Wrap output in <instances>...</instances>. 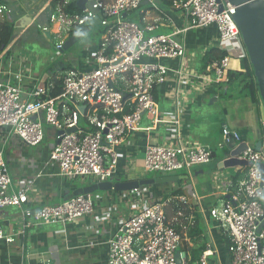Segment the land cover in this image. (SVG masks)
Segmentation results:
<instances>
[{
	"label": "built area",
	"instance_id": "built-area-1",
	"mask_svg": "<svg viewBox=\"0 0 264 264\" xmlns=\"http://www.w3.org/2000/svg\"><path fill=\"white\" fill-rule=\"evenodd\" d=\"M84 1L88 6L75 14L67 11L69 0H60L49 24L37 27L56 41L54 48L60 53L75 28L91 24L98 17L102 32L94 66L86 71L64 72L60 78L61 92L55 97L50 95L51 84L35 86L24 94L19 85L0 81V130L9 129L24 145L36 147L44 140V124L50 125L55 144L49 162L57 165L58 176L92 178L99 183L113 176L117 165L115 149L138 129L142 117L147 114L151 123H157L155 92L170 77L176 82L175 96L183 94L182 87L188 82L226 85L231 57L244 60L248 55L233 19L236 6L229 0H170V10L177 12L184 23L182 29L170 34L154 33L155 25H141L128 18L143 2L157 10L152 0ZM9 12L0 0V20ZM209 27L216 29V48L225 55L212 61L204 75L193 74L185 66V41L177 37L189 30ZM173 62L176 63L172 65ZM175 107L177 114L182 111L179 96ZM81 116L87 128L79 126ZM176 124L179 125L178 116ZM69 130L74 131L67 133ZM173 139L176 142L169 146L146 147V173L170 175L212 161V150L204 145H184L179 130ZM228 145L245 146L238 158L246 163V172L242 180L228 184V201L211 208L209 215L227 237L231 264H264V226L260 228L264 221V152L224 125L219 148ZM29 190L30 185L18 191L13 189L9 168L0 152V210L22 209L25 218L33 220L25 223L26 227L65 225L93 214L95 209L92 194H81L42 206L32 214L24 209ZM132 192L138 193L140 189ZM175 200L185 204L187 199L177 196ZM168 202L150 201L122 220L106 242V264H189L185 257H176L182 237L167 220ZM0 241L13 242L1 225ZM212 254L206 247L192 264H209Z\"/></svg>",
	"mask_w": 264,
	"mask_h": 264
},
{
	"label": "crops",
	"instance_id": "crops-1",
	"mask_svg": "<svg viewBox=\"0 0 264 264\" xmlns=\"http://www.w3.org/2000/svg\"><path fill=\"white\" fill-rule=\"evenodd\" d=\"M3 1L11 14L7 13L0 22L12 24L13 34L8 46L0 52V81L17 84L27 94L35 86H46L55 78L60 80L68 70L86 71L94 66V55L102 32L99 24L75 28L66 38V41L73 38V44H69L60 53L50 54L47 49L51 38L40 32L37 26L49 24V17L55 11L57 1ZM79 1L69 0V5L73 2L78 5ZM152 1L157 10L143 2L128 18L141 25H155L154 33L158 34H170L182 29L184 23L177 12L170 10V0ZM83 5L88 6L85 1ZM78 7L82 10L79 5ZM67 11L71 12L69 6ZM95 28H99L98 40L80 46L79 58L71 53L67 54L86 33ZM177 38L185 41V66L189 72L198 75L207 73V69L202 70V62L207 51L217 46L216 29L209 27L189 30ZM187 84L182 87L183 94L175 96L176 82L170 77L165 85L156 90L157 123L153 124L150 120L152 127L149 123L138 127L115 149L117 165L109 181L121 183L161 180L171 175L181 179L141 187L138 193L114 190L95 192L92 195L95 200L93 214L65 225L26 227L25 223L33 220L25 218L22 209L0 210V225L5 234L13 238L11 243L0 241V264H106V242L116 233L122 220L156 199L175 202L167 203L165 213L169 224L182 237L178 254L185 257L189 264L197 261L206 247L213 251L208 260L209 264H231L227 237L220 224L210 217L209 210L228 201L226 187L231 182L242 180L246 169L239 162L241 160L238 158V147L228 145L226 147L230 149L219 154L216 146L222 150L219 148L221 141L219 143L216 140L211 145L206 121H202L201 117L193 119L194 115L202 114L201 108L195 107L205 101L209 104L212 99H215L214 102L222 99L218 87L210 83ZM178 96L183 108L177 114L175 103ZM226 102L228 106L223 109L225 122H222L221 127L227 125L244 136L247 143L254 147L260 143L261 150H264V107L260 95L255 103L240 95ZM178 130L184 145H204L212 150V161L175 174L146 177L143 168L144 154L151 139L156 145L169 146L176 142L173 136ZM47 135L54 141L52 131L49 130ZM54 144L55 141L49 144L42 142L37 149L29 151L30 147L24 145L9 129L0 130V152L5 156L12 187L18 191L23 186L30 185L29 201L24 209H29L32 214L42 206L63 202L77 189L98 183L92 178L58 176L57 165L49 162V153ZM184 176L188 179L182 180ZM175 193L180 194L177 196L186 197V203L180 204L175 200Z\"/></svg>",
	"mask_w": 264,
	"mask_h": 264
},
{
	"label": "water",
	"instance_id": "water-1",
	"mask_svg": "<svg viewBox=\"0 0 264 264\" xmlns=\"http://www.w3.org/2000/svg\"><path fill=\"white\" fill-rule=\"evenodd\" d=\"M234 6H236V11L233 16L236 26L240 32L244 47L246 49L249 63L252 66L254 76L256 78L257 87L259 95L264 107V0H229ZM84 0H80L78 5L81 9L84 7ZM97 13V12H96ZM98 14V13H97ZM125 17V16H123ZM91 24H99V18L96 17L91 21ZM49 38V35L46 34ZM69 44H73V38L65 42L63 51L67 49ZM215 99L210 101L212 104ZM80 113L83 114L84 108H79ZM74 130H69L67 133H71ZM245 149V146H239L237 152L239 153ZM256 150L261 149V144L258 143L255 146ZM264 152V150H263ZM241 165L246 166V163L239 161ZM264 170V165L261 166ZM178 176L171 175L165 176L161 180H133L127 182L113 183L112 181L99 182L90 186H85L83 188L75 190L70 194L64 201L71 199L75 196L81 194H93L95 192H107V191H134L141 187H146L148 185L157 182H172L176 181ZM188 179L187 176L182 177V180ZM264 226V221L260 225V228ZM259 228V229H260ZM179 257V254H176Z\"/></svg>",
	"mask_w": 264,
	"mask_h": 264
},
{
	"label": "rangeland",
	"instance_id": "rangeland-1",
	"mask_svg": "<svg viewBox=\"0 0 264 264\" xmlns=\"http://www.w3.org/2000/svg\"><path fill=\"white\" fill-rule=\"evenodd\" d=\"M12 8H15V6H13ZM13 10V9H12ZM9 14H11V10L9 12ZM137 20V19H136ZM36 24V22H34V25ZM36 27V26H35ZM98 31L99 28H95L90 30L88 33L85 34V37H83L80 42H78L76 45H74L70 50V52L67 51V54H73L75 57L79 58L81 51H79V47L82 46L85 43H91L92 41L96 42L98 40ZM86 37H89L90 39H87ZM28 42V41H27ZM56 41L53 40L50 42L49 48L47 49L50 54H56V50L54 49V43ZM242 62L235 58V57H231L229 66L227 68L228 72H237L240 71L242 68ZM223 88L222 89H218L220 93L225 92V87L224 85H222ZM235 94V95H234ZM234 97L239 95V93H234ZM222 99L218 100L217 102H214L213 104H208L207 101H205L204 103H202L200 106L195 107V108H201L202 114H197L193 116L194 118H198L201 117L202 121H206V124L209 126V141H211V145H213L215 143L216 140L221 141V135H220V127L222 125V122H225V116H224V112L223 109L227 108L228 104L226 101H228L230 98H226V97H221ZM150 118H148V115L145 114L142 117V121H141V125L140 127L145 126V123H149V126L152 127L151 123H150ZM79 126L83 127V128H87V123L85 121V119L81 116L79 119ZM53 130L52 127L50 125L44 124V140H43V144H49L50 142L54 141L52 139H49L47 133ZM150 146L156 145V143L151 139V142L148 144ZM40 146V145H39ZM39 146L35 147L34 149H31L32 147H30L29 151L35 150L37 149ZM216 151L219 154H222L223 152H225L226 150H229L230 148L224 147L222 150H219L218 147L216 146ZM5 158V156H4ZM177 173V172H176ZM175 174V173H174ZM155 175H160L158 173H146L145 176L147 177H154ZM95 193H93L92 195H94Z\"/></svg>",
	"mask_w": 264,
	"mask_h": 264
},
{
	"label": "trees",
	"instance_id": "trees-1",
	"mask_svg": "<svg viewBox=\"0 0 264 264\" xmlns=\"http://www.w3.org/2000/svg\"><path fill=\"white\" fill-rule=\"evenodd\" d=\"M59 2L60 0H56ZM69 9L71 12L75 14L80 13V9L76 2H73L69 5ZM13 34V26L12 24H9L7 22H0V52H2L9 44ZM225 55L224 52H221L218 48L213 47L210 48L207 53L204 56L203 62H202V70L208 69L211 62L215 60H219L223 58ZM242 68L240 71L237 72H229V82L224 85L225 92L221 93V97L226 98H233L234 93H239L240 96L248 97L251 99L253 103L256 102V100L259 98V91L257 87L256 78L254 76V72L252 69L251 64L249 63V60H242ZM50 83L52 85V89L50 91V95L52 97H55L60 94L61 92V82L59 79H53L50 80ZM223 86L219 85L218 89H222ZM234 94V95H233ZM242 136V135H241ZM244 138V136H242ZM214 155V153H213ZM174 196L180 195L179 193L173 194ZM170 203L174 204V201H170ZM178 209V207L176 208Z\"/></svg>",
	"mask_w": 264,
	"mask_h": 264
}]
</instances>
